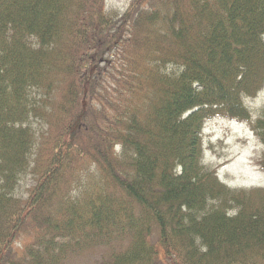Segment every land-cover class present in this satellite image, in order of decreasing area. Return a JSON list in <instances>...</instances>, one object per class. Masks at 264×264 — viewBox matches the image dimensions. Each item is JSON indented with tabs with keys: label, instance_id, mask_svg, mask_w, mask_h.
<instances>
[{
	"label": "trees",
	"instance_id": "obj_1",
	"mask_svg": "<svg viewBox=\"0 0 264 264\" xmlns=\"http://www.w3.org/2000/svg\"><path fill=\"white\" fill-rule=\"evenodd\" d=\"M263 90L264 0H0V264H264V188L202 162Z\"/></svg>",
	"mask_w": 264,
	"mask_h": 264
},
{
	"label": "rangeland",
	"instance_id": "obj_2",
	"mask_svg": "<svg viewBox=\"0 0 264 264\" xmlns=\"http://www.w3.org/2000/svg\"><path fill=\"white\" fill-rule=\"evenodd\" d=\"M135 0H106L108 10L125 13ZM252 120L264 112V90L254 99L246 100ZM38 127V126H36ZM248 122L228 119H213L207 122L203 132V165L216 170L220 180L231 189L251 190L264 188V172L258 161L264 154V146L255 136ZM119 151V147L116 148ZM34 182L26 177L16 188L15 194L28 196ZM26 238L16 241L15 249L20 250ZM22 253V252H19ZM102 250H95L81 256L71 257L66 264H94L99 261Z\"/></svg>",
	"mask_w": 264,
	"mask_h": 264
}]
</instances>
